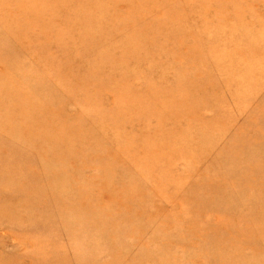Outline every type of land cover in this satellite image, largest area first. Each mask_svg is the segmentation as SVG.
Masks as SVG:
<instances>
[{
	"label": "rangeland",
	"instance_id": "obj_1",
	"mask_svg": "<svg viewBox=\"0 0 264 264\" xmlns=\"http://www.w3.org/2000/svg\"><path fill=\"white\" fill-rule=\"evenodd\" d=\"M0 264H264V0H0Z\"/></svg>",
	"mask_w": 264,
	"mask_h": 264
},
{
	"label": "bare ground",
	"instance_id": "obj_2",
	"mask_svg": "<svg viewBox=\"0 0 264 264\" xmlns=\"http://www.w3.org/2000/svg\"><path fill=\"white\" fill-rule=\"evenodd\" d=\"M178 100V99H177ZM38 121L35 122V123H32V125L34 126L35 124L39 123V121H41V117H37ZM51 120V118H50ZM30 130H33V129H30ZM53 141V140H52ZM55 145V144H54ZM49 147V146H48ZM55 152V151H54Z\"/></svg>",
	"mask_w": 264,
	"mask_h": 264
}]
</instances>
